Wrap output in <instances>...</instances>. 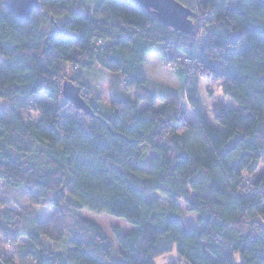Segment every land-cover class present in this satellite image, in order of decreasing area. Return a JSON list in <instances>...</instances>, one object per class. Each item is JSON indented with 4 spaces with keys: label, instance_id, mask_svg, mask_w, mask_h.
<instances>
[{
    "label": "trees",
    "instance_id": "16d2710c",
    "mask_svg": "<svg viewBox=\"0 0 264 264\" xmlns=\"http://www.w3.org/2000/svg\"><path fill=\"white\" fill-rule=\"evenodd\" d=\"M176 1L196 13L195 34L116 0H41L25 23L0 0V183L27 199L0 212V239L22 243L2 263L155 264L175 248L183 264H264V172L255 175L264 156V0ZM148 55L171 69L187 109L178 94L147 89ZM94 65L134 100L116 96L106 108L91 100L83 69ZM67 80L92 117L64 101ZM203 81L234 105L217 109L216 127L197 97ZM29 110L37 117L21 114ZM181 205L199 230L183 227ZM44 207L52 215L41 221ZM82 212L134 226L114 230L118 259ZM64 239V252L44 243Z\"/></svg>",
    "mask_w": 264,
    "mask_h": 264
},
{
    "label": "rangeland",
    "instance_id": "374dc122",
    "mask_svg": "<svg viewBox=\"0 0 264 264\" xmlns=\"http://www.w3.org/2000/svg\"><path fill=\"white\" fill-rule=\"evenodd\" d=\"M237 0H229L228 8L232 7ZM195 24V23H194ZM49 32H52L51 29L48 28ZM143 77L147 80V89L153 93L156 97H160L161 94L164 93H175L179 95L181 104L185 106L183 102V94L182 87L180 86V82L176 77H174L171 69L165 66L164 62L159 58V56L148 55L146 62L144 64ZM83 82L84 87L87 89L91 96V100H99L104 107H108L111 104V101L116 98V96H125L130 100H134L135 95L133 92H128L123 89L117 81L115 85H113L112 75L105 70L100 69L97 66H93V68L86 70L83 69ZM69 81V80H67ZM70 82V81H69ZM73 83V82H71ZM74 84V83H73ZM75 85V84H74ZM181 87V88H180ZM198 95L197 97L200 100L201 107L203 108L204 114L209 119V122L212 126H217L215 124L214 115L217 109L221 106L234 108L232 101L229 98H225L222 94L220 86L217 83H205L204 81L200 83L198 86ZM117 90L116 95L114 91ZM43 98L42 95L36 97V99ZM161 105V101H158L154 108L158 109ZM1 107H7L5 101L0 100ZM147 106V103H140L139 108L142 109ZM185 109L186 106H185ZM23 116L29 117L32 116L36 118L37 116L29 111H21ZM187 120H192V113L189 110L186 116ZM256 177L262 175L264 172V156L261 158L260 163L258 164L257 170L255 171ZM252 175H248L246 173L243 174V179H249ZM158 201V204L161 209H165L167 207V199L161 197L160 195H154L151 197ZM13 202H17L18 204L27 203L26 197L19 192L9 191L7 187L3 183H0V212L7 205V207H12ZM182 214L181 219L183 223V227L188 229H198L196 227V216L193 213H190L185 210V208L181 205ZM83 216L87 220H92L94 223H97L99 227L103 230L104 234L107 235L109 244L111 245V255L113 258L118 259L117 255L118 244L116 242V237L114 230H118L120 233L127 234L131 230H133L134 226L129 225L121 219H117L114 217H109L107 215L94 216L85 212H82ZM37 214L39 215V220L44 221L48 219L52 215V210L44 207L37 209ZM199 230V229H198ZM68 240L64 239L57 243H52L48 241H44L45 245L51 249L52 252H64L68 249ZM22 243L9 246L8 243H5L0 239V257H7L8 259L13 260L16 253V248L19 247ZM155 264H183L182 260L178 256L177 252H175V248L170 253L166 255L159 256L154 260Z\"/></svg>",
    "mask_w": 264,
    "mask_h": 264
},
{
    "label": "water",
    "instance_id": "95a60500",
    "mask_svg": "<svg viewBox=\"0 0 264 264\" xmlns=\"http://www.w3.org/2000/svg\"><path fill=\"white\" fill-rule=\"evenodd\" d=\"M41 0H3V6L20 23L29 20V15L39 9ZM126 2L132 7L144 10L161 23L164 27L171 28L174 32H180L185 36L195 34V24L193 19L196 13L187 9L176 0H116ZM64 101L74 105L76 110L83 114L93 116L87 103L80 96V88L71 82L64 81L61 87ZM0 264H4L0 261Z\"/></svg>",
    "mask_w": 264,
    "mask_h": 264
}]
</instances>
